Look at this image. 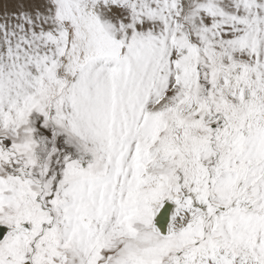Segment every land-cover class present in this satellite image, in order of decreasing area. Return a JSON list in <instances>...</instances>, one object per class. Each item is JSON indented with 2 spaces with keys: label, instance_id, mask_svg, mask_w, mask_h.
Segmentation results:
<instances>
[{
  "label": "snow or ice",
  "instance_id": "snow-or-ice-1",
  "mask_svg": "<svg viewBox=\"0 0 264 264\" xmlns=\"http://www.w3.org/2000/svg\"><path fill=\"white\" fill-rule=\"evenodd\" d=\"M0 264H264V0H0Z\"/></svg>",
  "mask_w": 264,
  "mask_h": 264
}]
</instances>
